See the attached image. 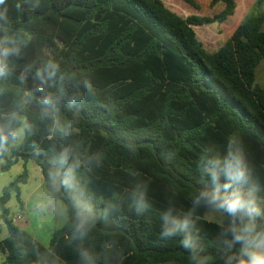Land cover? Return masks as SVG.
Listing matches in <instances>:
<instances>
[{
	"label": "trees",
	"instance_id": "16d2710c",
	"mask_svg": "<svg viewBox=\"0 0 264 264\" xmlns=\"http://www.w3.org/2000/svg\"><path fill=\"white\" fill-rule=\"evenodd\" d=\"M178 1L201 9L197 0ZM210 8L215 9L211 17L184 19L163 0H40L30 18L34 39L18 66L38 65L54 56L62 68L89 77L93 91L81 89L85 99L75 109L60 108L59 118L77 129L66 139L51 136L50 121L41 119L37 104L30 105L26 115L36 131L3 158L0 176L20 161H33L47 189L50 161L62 147L77 146L81 159L100 153L99 167L78 170L99 217L88 242L100 257L98 264H105L103 246L112 239L123 251V264H188L179 238H160L161 213L169 199L188 209L198 187L197 161L203 150L222 148L233 133L242 138L264 181V88L255 82V71L264 60V14L247 17L211 52L194 28L224 24L235 16L238 4L211 0ZM11 14L19 15L14 10ZM15 23L24 25L20 19ZM8 86L11 96L0 98L3 110L24 87L14 79ZM127 143L135 144L134 152ZM28 177L25 168L0 198V222L8 229L0 242L2 264H35L40 254L51 264H79V242L69 240L67 224L44 247L9 218L7 204L15 194L22 205L21 185ZM136 180L148 183L151 209L142 217L125 208L104 218L107 203ZM197 214L202 245L208 254L219 255L214 247L217 223L206 220L203 210Z\"/></svg>",
	"mask_w": 264,
	"mask_h": 264
},
{
	"label": "clouds",
	"instance_id": "9594fccd",
	"mask_svg": "<svg viewBox=\"0 0 264 264\" xmlns=\"http://www.w3.org/2000/svg\"><path fill=\"white\" fill-rule=\"evenodd\" d=\"M39 8L40 0H16L14 5L9 0H0V98L11 96L8 85L13 79L24 86L22 92L11 98L7 110L0 109V164L35 133L36 127L26 115L30 105L37 104L41 119L50 121L51 136L66 139L77 129L75 123L59 118L60 108L66 105L75 109L85 99L81 89L93 91L89 77H78L62 68L54 56L38 65L18 66L34 39L29 21ZM13 10L19 15H12ZM17 19L23 20L24 25L15 23ZM125 146L130 152L135 151V144ZM101 161L100 153L81 159L77 146L62 147L50 161L45 193L33 203L35 216L52 215L70 227L69 240L79 242V264H98L100 257L88 245L99 217L81 184L78 170L83 167L91 171V166L99 167ZM197 172L198 187L190 195L187 210L168 200L160 216V238L166 241L179 238L188 264H264V181L257 175L239 134L228 136L222 148H205L197 161ZM148 191L146 181L136 180L123 194H115L114 200L107 203L104 218L125 208L137 217L144 216L151 209ZM200 210L219 227L214 244L217 256L208 254L201 243V217L197 214ZM103 254L105 264H123V251L116 239L105 242ZM35 264L51 262L40 254Z\"/></svg>",
	"mask_w": 264,
	"mask_h": 264
},
{
	"label": "rangeland",
	"instance_id": "374dc122",
	"mask_svg": "<svg viewBox=\"0 0 264 264\" xmlns=\"http://www.w3.org/2000/svg\"><path fill=\"white\" fill-rule=\"evenodd\" d=\"M163 1L169 10L184 19L192 15L200 17H211L214 15L215 9L210 8L211 0H197L201 6L199 11L188 7L178 0ZM239 3L240 6L236 18H230L223 25L225 29H227L226 31H230L234 23H241L242 19H245L246 16L251 17L264 14V0H262V2H259L258 0H239ZM221 26L222 25H212L194 28L197 32L198 38L211 52L216 51L228 39V35H225L226 32ZM255 82L260 87L264 88V60L261 61L255 71ZM25 168L28 170L29 177L27 182L24 185H21L22 205L20 206L16 195L13 194L7 204V208L10 212L9 218L13 219L14 224L17 227L30 233L41 246L48 247L53 233L61 229L65 223L61 219L52 215H42L37 217L33 214V203L46 191L40 168L33 161H28L27 163L20 161L9 172L0 176V184L3 185V188L0 189V198L3 194V190L14 182L23 173ZM205 219L216 223L206 214ZM7 236V226L4 221H1L0 242ZM4 261L5 255L0 251V264Z\"/></svg>",
	"mask_w": 264,
	"mask_h": 264
},
{
	"label": "crops",
	"instance_id": "0c3cea01",
	"mask_svg": "<svg viewBox=\"0 0 264 264\" xmlns=\"http://www.w3.org/2000/svg\"><path fill=\"white\" fill-rule=\"evenodd\" d=\"M259 1V0H258ZM237 4H238V8H237V11H236V14L238 15V10H239V6H240V3H239V0H237ZM236 14L235 16L233 17L234 19L236 18ZM247 18V16L245 17V19ZM245 19H242L241 23L245 20ZM237 22V21H235ZM241 23H234L233 27H231L230 31H226L227 29H225V27L223 26L224 24H222L221 27H223V30H225V35H228V38L232 35V33L234 32V30L237 28V26H239Z\"/></svg>",
	"mask_w": 264,
	"mask_h": 264
}]
</instances>
